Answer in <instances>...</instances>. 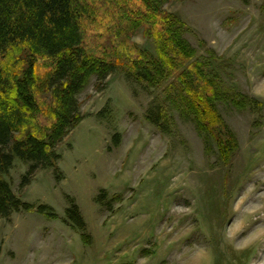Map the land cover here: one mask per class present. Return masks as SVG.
<instances>
[{
	"label": "rangeland",
	"instance_id": "rangeland-1",
	"mask_svg": "<svg viewBox=\"0 0 264 264\" xmlns=\"http://www.w3.org/2000/svg\"><path fill=\"white\" fill-rule=\"evenodd\" d=\"M163 9L219 81L228 159L166 104L167 84L113 72L98 89L91 77L77 96L82 120L56 148L58 171L39 169L23 187L30 163L14 158L3 176L33 209L0 217V264H264V0H170ZM132 39L154 55L142 30ZM158 109L165 132L147 119ZM71 202L88 244L64 223Z\"/></svg>",
	"mask_w": 264,
	"mask_h": 264
},
{
	"label": "trees",
	"instance_id": "trees-1",
	"mask_svg": "<svg viewBox=\"0 0 264 264\" xmlns=\"http://www.w3.org/2000/svg\"><path fill=\"white\" fill-rule=\"evenodd\" d=\"M169 1L0 0L1 218L33 209L3 179L14 158L30 163L23 187L39 169L58 171L56 148L82 120L77 96L91 77L98 89L113 72L147 88L167 84L166 104L190 115L228 159L234 140L229 131L227 142L221 137L226 127L214 106L219 81L209 62L195 58L185 25L163 9ZM139 30L153 43L154 55L133 41ZM162 116L158 109L147 119L165 132ZM103 198L101 192L98 201ZM37 211L55 216L45 205ZM65 215L64 223L88 244L74 202Z\"/></svg>",
	"mask_w": 264,
	"mask_h": 264
}]
</instances>
